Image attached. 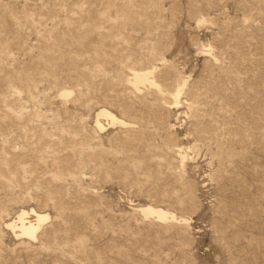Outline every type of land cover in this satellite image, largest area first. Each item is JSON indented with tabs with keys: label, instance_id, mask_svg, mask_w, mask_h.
<instances>
[{
	"label": "rangeland",
	"instance_id": "374dc122",
	"mask_svg": "<svg viewBox=\"0 0 264 264\" xmlns=\"http://www.w3.org/2000/svg\"><path fill=\"white\" fill-rule=\"evenodd\" d=\"M0 264H264V0H0Z\"/></svg>",
	"mask_w": 264,
	"mask_h": 264
},
{
	"label": "bare ground",
	"instance_id": "6f19581e",
	"mask_svg": "<svg viewBox=\"0 0 264 264\" xmlns=\"http://www.w3.org/2000/svg\"><path fill=\"white\" fill-rule=\"evenodd\" d=\"M154 69L155 68L131 69L129 72V77H127L126 81L131 86L133 91L135 92H140L141 88L147 86V87H153L158 93H162L163 90L156 83V81L154 80L152 76ZM185 83H186L185 80H183V82L180 84L176 83L177 84L176 88L173 90V92L171 91L170 93L175 105H178L180 102L179 101L180 94L184 88ZM61 92H60L61 95L66 97L70 95L72 91L71 90L69 91L68 89L67 90L64 89V91H61ZM100 118H105L108 121V123L111 125H119L122 127L129 125L127 121L121 118H118L112 112H110V110L106 109L105 107H100L96 111V118H95V125L98 127L99 130L104 128V125L100 122ZM176 147H177L176 155L179 159L178 161H180V164L183 165L184 162L190 158H188L187 151L185 150V148L179 147V146H176ZM132 209L136 212L141 213L144 217H153L159 222H170V221H176V220L183 221L182 219H179L178 217H176L175 213L169 211V209L167 210V209H164L158 206H153L151 204H141ZM29 214H31L33 218L28 219ZM49 219H50V216L46 212H36L33 209L29 211L20 210L16 218L13 220L7 221L5 223V226L10 228L16 237L35 239L37 236V233L41 230L43 224Z\"/></svg>",
	"mask_w": 264,
	"mask_h": 264
}]
</instances>
